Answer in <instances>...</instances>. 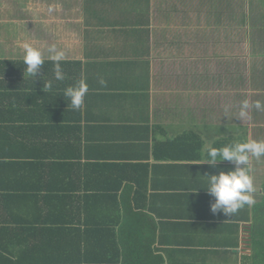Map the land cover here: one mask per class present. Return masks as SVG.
I'll return each mask as SVG.
<instances>
[{
  "label": "crops",
  "instance_id": "0c3cea01",
  "mask_svg": "<svg viewBox=\"0 0 264 264\" xmlns=\"http://www.w3.org/2000/svg\"><path fill=\"white\" fill-rule=\"evenodd\" d=\"M24 43L45 61L50 47L63 51L65 79L47 73L52 87L43 100L22 88L32 79L27 72L13 78L22 86L16 127L40 125L46 135L33 133L15 158L16 210L30 211L40 231L51 228L26 196L49 194L52 182L44 215L73 212L63 222L94 227L93 244L103 243L102 227L120 242L141 226L161 264H245L264 157L251 158L255 202L230 216L211 211L215 200L205 190L207 176L235 165L204 163L210 146L264 139V109L254 106L264 104V0H0V66L24 61ZM80 79L89 91L75 110L64 91ZM245 100L251 106L242 119Z\"/></svg>",
  "mask_w": 264,
  "mask_h": 264
},
{
  "label": "trees",
  "instance_id": "16d2710c",
  "mask_svg": "<svg viewBox=\"0 0 264 264\" xmlns=\"http://www.w3.org/2000/svg\"><path fill=\"white\" fill-rule=\"evenodd\" d=\"M49 66L51 70L48 71ZM26 67L24 61H4L3 66H0V75L5 78L4 80L9 78L4 82L0 81V264L163 263V260H156L153 256L155 240L150 241L147 239L146 235H144L147 230L142 229L141 226L135 232L134 238L132 237L131 241L122 235L119 240L120 242H117L116 238H112L115 232L113 229L102 227L100 231L103 243L97 245L96 243L93 244L92 241V233L96 231L94 227H91V225L78 228L70 227L63 222L66 221L65 219L71 221L73 212H66L64 209L62 211L59 208H55V210H51L44 215L43 209L47 208L46 204L53 199L51 196L55 194L52 182L46 188L48 190L46 192L49 194L37 192L35 195L26 196L28 199H35L37 207L35 206L34 213L37 216L39 214V219H43L46 224L51 223V228L40 231V229H37L30 211L26 209L24 212H19V206L18 210H16L18 203L16 200L21 195H15L11 190L15 180L13 176L14 162L17 163L15 158L18 159L19 156H22L24 152L23 147L29 149L30 143L27 141L29 136H33V133L34 136L36 135L40 138L46 136L40 130L43 129L40 125L35 124L29 127L34 131L26 129L28 126L16 127L15 125L16 120L19 122V118L21 117L19 116L18 119H14V105L17 103V98L20 97L16 92L22 86H20L19 81L15 82L13 78L16 74L18 76H25ZM53 67V61H45L41 73L37 76L36 80L28 78L25 86L23 85L22 88L25 87V89L33 92L32 94L35 95L36 99L41 98L44 100L46 94L43 91V86L47 83L45 77L47 73H54L51 72L53 71ZM26 76L29 75L26 73ZM36 106V110L43 108L42 105ZM21 118L23 120V117ZM193 136L200 150L203 147L202 139L198 135L193 134ZM39 144H35V146L38 147ZM216 146L220 147V144ZM39 152H43L41 146ZM36 159H45V157ZM50 166L51 170L55 168L52 163ZM23 197L25 198V196ZM136 214L140 217L138 219L144 223L149 221L147 218H141L143 217V213L138 212ZM56 217H58V220ZM74 217L76 218V214ZM146 217L150 219L148 214ZM59 220H62V223ZM248 221L251 222V225L246 227V233L249 234L247 246L252 252L246 257L245 264H264V182L263 197L259 203L252 207V213ZM36 222L39 223L40 221L37 220ZM123 231L125 232V229ZM47 232L50 234L49 237ZM140 233H142V236L138 238ZM86 241H89V245ZM114 249L119 251L118 258H113L112 252L115 251ZM94 254L97 257L96 259L92 257Z\"/></svg>",
  "mask_w": 264,
  "mask_h": 264
},
{
  "label": "clouds",
  "instance_id": "9594fccd",
  "mask_svg": "<svg viewBox=\"0 0 264 264\" xmlns=\"http://www.w3.org/2000/svg\"><path fill=\"white\" fill-rule=\"evenodd\" d=\"M24 49V64L27 74L36 80L40 75L42 66L45 62L44 53L37 47L28 43L22 45ZM48 59L54 62V77L57 81H63L65 74L62 69L61 61L65 59V53L58 51L55 46L48 49ZM41 77V76H40ZM99 83L103 86L106 81L101 78ZM52 81H48L43 86V91L51 89ZM89 91L86 79H80L75 85L69 86L64 91V96L71 102V107L79 110L84 103V98ZM250 102H242L239 113L240 118L248 116ZM255 108L264 109V104L260 101L255 102ZM259 161L264 157V139L256 140L249 138L243 143H234L221 148L209 147L206 165L216 168L222 162H231L235 165L234 170L220 171L219 174L207 176L209 187L205 190L210 196L214 197L215 202L211 204V211L215 214L222 212L227 216L237 213L245 205H252L255 201L252 193L255 191L252 177L251 158Z\"/></svg>",
  "mask_w": 264,
  "mask_h": 264
}]
</instances>
